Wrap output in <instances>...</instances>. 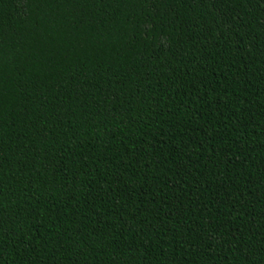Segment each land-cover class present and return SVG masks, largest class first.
Wrapping results in <instances>:
<instances>
[{"label": "trees", "instance_id": "obj_1", "mask_svg": "<svg viewBox=\"0 0 264 264\" xmlns=\"http://www.w3.org/2000/svg\"><path fill=\"white\" fill-rule=\"evenodd\" d=\"M0 264H264V0H0Z\"/></svg>", "mask_w": 264, "mask_h": 264}]
</instances>
